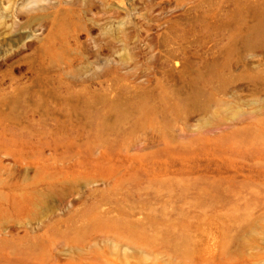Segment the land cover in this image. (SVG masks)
I'll return each instance as SVG.
<instances>
[{
    "label": "rangeland",
    "instance_id": "obj_1",
    "mask_svg": "<svg viewBox=\"0 0 264 264\" xmlns=\"http://www.w3.org/2000/svg\"><path fill=\"white\" fill-rule=\"evenodd\" d=\"M0 264H264V0H0Z\"/></svg>",
    "mask_w": 264,
    "mask_h": 264
}]
</instances>
